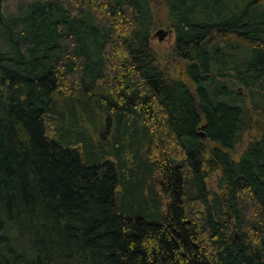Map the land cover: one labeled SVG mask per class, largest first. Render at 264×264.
I'll use <instances>...</instances> for the list:
<instances>
[{"label":"trees","instance_id":"obj_1","mask_svg":"<svg viewBox=\"0 0 264 264\" xmlns=\"http://www.w3.org/2000/svg\"><path fill=\"white\" fill-rule=\"evenodd\" d=\"M155 1L0 0V264H264V0Z\"/></svg>","mask_w":264,"mask_h":264},{"label":"rangeland","instance_id":"obj_2","mask_svg":"<svg viewBox=\"0 0 264 264\" xmlns=\"http://www.w3.org/2000/svg\"><path fill=\"white\" fill-rule=\"evenodd\" d=\"M160 4L161 3L158 0L155 1V5L157 6L155 10L158 13V17L159 18L164 13L163 12V7ZM159 29H162L163 31L166 32V35L162 38V40H158V36L155 35V33ZM151 35H152L151 36V41H152V44L154 45L156 51H158V53H159V55L161 57L166 56L167 52L171 49V45H172L173 40H174V34H173V32L170 29L166 28V27L155 26V28L153 29ZM174 62H175V60H168V63L170 65H173ZM212 182L211 183L209 182V185L210 186L213 185Z\"/></svg>","mask_w":264,"mask_h":264},{"label":"water","instance_id":"obj_3","mask_svg":"<svg viewBox=\"0 0 264 264\" xmlns=\"http://www.w3.org/2000/svg\"><path fill=\"white\" fill-rule=\"evenodd\" d=\"M155 35L158 36V40H162V38L166 35V32L163 31L162 29H159V30L155 33ZM199 135H201V136L203 137L202 132H200Z\"/></svg>","mask_w":264,"mask_h":264}]
</instances>
